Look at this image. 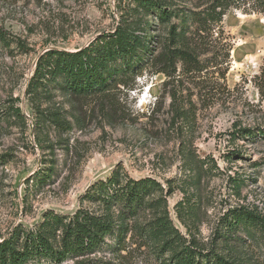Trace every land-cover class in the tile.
Wrapping results in <instances>:
<instances>
[{"label": "rangeland", "instance_id": "1", "mask_svg": "<svg viewBox=\"0 0 264 264\" xmlns=\"http://www.w3.org/2000/svg\"><path fill=\"white\" fill-rule=\"evenodd\" d=\"M167 1L190 12L213 0ZM135 6V0H0L9 41H0V241L17 228H34L48 212L99 210L87 194L116 171L161 182L174 224L185 234L190 227L203 247L228 244L225 251L244 264H264L258 229L240 224L223 239L234 209L264 214V136L258 133L264 130V14L250 4L230 8L203 35L216 59L204 53L203 71L184 76L179 64L168 76L154 61L167 27L153 13L135 14ZM127 17L141 18L152 51L122 83L90 96L68 95L49 81L38 95L29 91L45 52L79 50ZM244 127L255 134L242 137L237 130ZM203 168L200 184L191 185ZM179 202L198 208L187 226L178 218ZM149 242L128 238L120 246L107 237L95 253L62 263L39 256L27 264H163Z\"/></svg>", "mask_w": 264, "mask_h": 264}, {"label": "trees", "instance_id": "2", "mask_svg": "<svg viewBox=\"0 0 264 264\" xmlns=\"http://www.w3.org/2000/svg\"><path fill=\"white\" fill-rule=\"evenodd\" d=\"M135 2V14L153 13L167 27L161 51L154 61L160 65L159 71L168 76L177 73L179 64L180 74L184 76L203 71L207 67L201 60L204 53H212L208 60L216 59L214 50L206 48L209 46L203 35L215 29L230 8L250 4L255 11L264 14V0H213L204 10L190 12L171 8L167 0ZM140 19L135 21L127 17L113 33L99 36L79 50H48L38 61L29 91L38 95L43 83L49 81L68 95L90 96L122 83L139 68L145 54L152 51L148 32ZM0 41L9 44L1 26ZM13 111L20 116L19 108ZM237 133L250 137L255 131L244 127ZM258 133L264 136V130ZM52 169L49 168L50 172ZM204 171V168L195 171L197 176L191 180V185L200 184ZM48 175L51 173L45 177ZM168 190L167 195H171L174 186H169ZM163 191L162 183L155 178L134 179L112 172L107 179L95 183L87 194L98 202L99 210L79 208L72 215L48 212L43 222L34 228H17L11 236L0 241V264H27L39 256L62 263L99 251L107 237L114 238L115 244L120 246L128 238L150 241L163 264H244L240 257L230 255L228 244L225 250L229 251L207 249L199 244L190 227L186 234L183 233L173 222ZM197 210L192 203L177 204L178 218L186 226L187 219L195 221ZM240 224L258 229L264 240V214L257 208L241 206L225 220L224 241L231 239L230 233Z\"/></svg>", "mask_w": 264, "mask_h": 264}]
</instances>
